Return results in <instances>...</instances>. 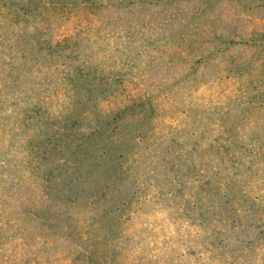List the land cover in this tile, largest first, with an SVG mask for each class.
<instances>
[{
  "label": "trees",
  "instance_id": "obj_1",
  "mask_svg": "<svg viewBox=\"0 0 264 264\" xmlns=\"http://www.w3.org/2000/svg\"><path fill=\"white\" fill-rule=\"evenodd\" d=\"M262 13L0 0V264H264Z\"/></svg>",
  "mask_w": 264,
  "mask_h": 264
},
{
  "label": "rangeland",
  "instance_id": "obj_2",
  "mask_svg": "<svg viewBox=\"0 0 264 264\" xmlns=\"http://www.w3.org/2000/svg\"><path fill=\"white\" fill-rule=\"evenodd\" d=\"M229 7H230V5H229ZM219 14H221V13H219ZM258 17H259V21L264 22V13L259 14ZM257 25H260V23L258 21L255 23V26H257Z\"/></svg>",
  "mask_w": 264,
  "mask_h": 264
}]
</instances>
